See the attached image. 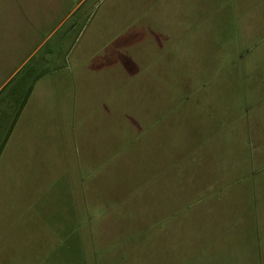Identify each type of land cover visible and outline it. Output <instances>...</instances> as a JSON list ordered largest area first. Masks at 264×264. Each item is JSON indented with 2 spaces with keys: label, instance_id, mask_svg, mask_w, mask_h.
Wrapping results in <instances>:
<instances>
[{
  "label": "rangeland",
  "instance_id": "1",
  "mask_svg": "<svg viewBox=\"0 0 264 264\" xmlns=\"http://www.w3.org/2000/svg\"><path fill=\"white\" fill-rule=\"evenodd\" d=\"M18 42L0 264H264V0H0Z\"/></svg>",
  "mask_w": 264,
  "mask_h": 264
},
{
  "label": "crops",
  "instance_id": "2",
  "mask_svg": "<svg viewBox=\"0 0 264 264\" xmlns=\"http://www.w3.org/2000/svg\"><path fill=\"white\" fill-rule=\"evenodd\" d=\"M2 38H4L2 36ZM38 40V39H37ZM26 46V42H18L16 44V47H3L1 48L3 51V54H8L10 56L12 55H18V54H22V58L21 60H19L18 64L17 62H12L10 63L12 66H10V71L8 70L9 68L6 69V71L8 70L9 73L6 75H2L1 76V80L4 79V83L0 88V92H2L3 90H5L7 87H9L10 85H12L13 83H16V85L9 90V93L7 95V98L5 99V103L4 105V109L9 107V105H11L12 101L14 98H18L20 97V95H22L23 93L25 94L24 96L28 95V93L31 91H33L34 88V83L38 82L40 77H42L44 70L43 71H37L40 68L42 69L43 65L47 62V59L44 57L42 59H40L39 62H37V66L33 67L30 65V62L32 61V59L34 58V56L36 55V52L38 51L39 47L38 45L34 46L33 44H30V46L27 48L26 51L22 52V48L24 46ZM30 69V70H29ZM29 70L30 73L27 74L26 76V82H23L22 80H18V83L15 82L16 79H18L19 74H21L24 71ZM7 71V72H8ZM5 72V70H4ZM0 80V81H1ZM38 80V81H36ZM27 84L26 89L24 90L25 85Z\"/></svg>",
  "mask_w": 264,
  "mask_h": 264
}]
</instances>
